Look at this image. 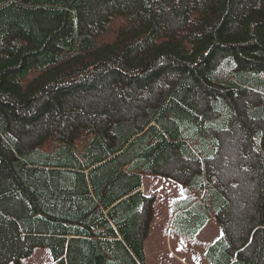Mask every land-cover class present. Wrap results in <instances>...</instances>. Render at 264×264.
Segmentation results:
<instances>
[{
  "label": "trees",
  "instance_id": "1",
  "mask_svg": "<svg viewBox=\"0 0 264 264\" xmlns=\"http://www.w3.org/2000/svg\"><path fill=\"white\" fill-rule=\"evenodd\" d=\"M145 174L171 232L216 216L210 264H264L230 235L263 219L264 0H0V264H146Z\"/></svg>",
  "mask_w": 264,
  "mask_h": 264
},
{
  "label": "rangeland",
  "instance_id": "2",
  "mask_svg": "<svg viewBox=\"0 0 264 264\" xmlns=\"http://www.w3.org/2000/svg\"><path fill=\"white\" fill-rule=\"evenodd\" d=\"M181 188L180 182L165 176L155 174L143 176L141 189L146 195H152L154 204L152 221L145 238L146 264H210L204 253L221 234L216 216H213L190 241H187L184 235H177L169 229L172 220L171 201L182 196ZM260 207L263 208V219H253L256 206L251 205L245 215L243 214L230 229L232 230L230 235L239 250L250 247L256 229L264 228V202L259 205L258 213ZM247 222L248 225L245 224ZM20 264H52V261L48 249L35 248L29 257L21 260Z\"/></svg>",
  "mask_w": 264,
  "mask_h": 264
},
{
  "label": "crops",
  "instance_id": "3",
  "mask_svg": "<svg viewBox=\"0 0 264 264\" xmlns=\"http://www.w3.org/2000/svg\"><path fill=\"white\" fill-rule=\"evenodd\" d=\"M141 188H143V179H142V187H141ZM142 190H143V189H142ZM181 191H182V188H181ZM150 196H152V195H150ZM180 197H181V196H180ZM177 198H178V197H177ZM174 199H175V198H174ZM206 224H207V223H206ZM206 224H205V225H206ZM205 225H204V226H205ZM204 226H203V227H204ZM201 229H202V228H201ZM201 229H200V230H201ZM196 235H197V234H196ZM196 235H195V236H196ZM212 243H213V242H212ZM144 249H145V252H146V242H144ZM145 255H146V254H145ZM146 262H147V261H146Z\"/></svg>",
  "mask_w": 264,
  "mask_h": 264
}]
</instances>
